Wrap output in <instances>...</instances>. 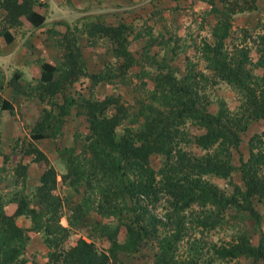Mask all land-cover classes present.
Here are the masks:
<instances>
[{"label": "trees", "instance_id": "obj_1", "mask_svg": "<svg viewBox=\"0 0 264 264\" xmlns=\"http://www.w3.org/2000/svg\"><path fill=\"white\" fill-rule=\"evenodd\" d=\"M205 1L209 4L208 11L216 19L210 24L212 40L201 38L200 54L205 60L204 69H196L195 63L189 62L186 72L178 76L173 70L175 66L169 64L167 57L158 58L156 54L148 52L152 43H169L171 34L167 40L162 35L157 38L152 33L151 25H145L143 30L134 32L133 23L127 20H107L95 16L84 19L74 29L66 24L67 28L59 38L61 61L58 64L44 62L43 79L34 84L22 82L20 71H14L9 77L11 97L10 100L2 99L1 108L13 110L11 103L23 94H33L48 104L42 107L31 125L32 140L25 148L36 160L45 162L39 184L36 185V197L47 208L44 231L49 235L53 248L48 251V260L44 264H111V255L84 237L80 236L74 243L64 247L69 231L67 226L60 223L61 199L55 192L58 172L48 162L46 154L33 142L55 135L73 105L77 109H84L87 121L82 153L94 166L110 167L121 172L120 175L117 174L115 188L105 186L101 189V197L106 202L112 203L118 198L124 201V191L128 190L132 191V197L138 196L149 203H154L167 194L175 201H180V207L192 202L206 207L210 202L216 207L220 206L222 210L229 207L242 210L260 224L261 213L255 202L264 199V129L254 132L248 138L246 157L240 155L238 162L233 163L232 152L239 149L241 133L248 128L250 122L264 119V21L261 22V30L256 33L257 59L251 60L246 45L232 44L229 48L233 15L245 9L242 2L246 0ZM33 3L34 0H0V6L6 11L5 19L10 25L23 23L30 29L39 26L44 20L43 14L33 11ZM142 32L149 36V40L144 45L142 54L140 53L142 56H136L129 46L130 35L138 37ZM82 36L85 37V43L93 47L98 43H108V55L111 59H107L95 71H87L85 68L80 49ZM177 40L178 37L174 38L171 58L174 53L177 54ZM135 65H139L136 75H149L154 80V86L150 90V98L153 99L142 104L134 115L133 122L141 120L137 128L124 127L129 132L121 135L116 133L120 123L129 116L128 107L119 93L106 94L103 98L78 97L68 93V87L77 80H85V76L93 87L100 81L112 83L119 79L129 83L128 77ZM150 67L155 70L153 73L150 72ZM257 67L263 70L262 73L255 71ZM165 68L166 71L163 70ZM209 76L225 80L236 89L240 99L235 109L229 108L223 99H218L217 109L213 112L207 108V103H200L197 84L201 80L207 82ZM188 119L203 130L195 136V144L202 149L214 147L213 151L192 156L177 148L178 138H183L186 131L182 125ZM62 153L67 155V171L61 177L65 179L75 175V179H79V155L75 153V147H64ZM155 154L164 157L165 165L170 171H174L173 174L167 175L156 170L151 163V156ZM19 168V173H24L23 164H19ZM235 170L239 172L242 185L232 184L231 193L224 197L219 195L215 184L189 174L212 173L229 178ZM158 173H161L160 177ZM132 208L135 214L124 220L129 240H134L127 245V249L135 247L136 241H142L146 232V228L140 224L143 220L140 213H146L148 209L136 204ZM206 211L205 223L208 224L212 221L211 215L215 207L206 208ZM25 212H31L30 215L35 217V210L27 207L24 197L17 202L11 213L0 206V229L7 236H22L23 228L15 219ZM150 218L148 220L151 225L156 227L153 221L157 222L159 219L153 216ZM214 224L213 220L212 225ZM99 228L101 234L107 235L112 246L119 245L116 241L118 224H100ZM174 239L175 235L172 238L166 235L161 237L162 245L155 256V264H172L167 253ZM223 243L229 245L213 249L219 258L244 255L264 263V230L260 232L257 243H252L250 235L244 232L238 233L234 240ZM10 261H13V256L0 261V264ZM15 264L24 262L16 260Z\"/></svg>", "mask_w": 264, "mask_h": 264}, {"label": "rangeland", "instance_id": "obj_2", "mask_svg": "<svg viewBox=\"0 0 264 264\" xmlns=\"http://www.w3.org/2000/svg\"><path fill=\"white\" fill-rule=\"evenodd\" d=\"M139 3L137 9L133 10L136 15L135 20L132 21L134 32L143 30L145 25H151L152 33L156 34L157 38L162 35L167 40L170 34L172 35V38L169 37V43L150 44L148 52L156 54L158 58L167 57L169 64L175 66L173 70L178 76L186 72V65L189 62H194L196 69H204L205 60L200 54L201 38L212 40L210 24L216 19V16L208 11V2L205 0H140ZM242 3L245 9L233 15L229 48L232 44L237 46L244 44L249 49L250 59L256 60L255 39L256 33L261 30V22L264 21V0H246ZM131 14L128 13L127 17L130 18ZM144 16L145 18H142ZM177 37V54L174 53L171 58L174 38ZM147 42V35H141L139 38H132L129 46L131 51L139 56ZM107 45L108 43L104 42L98 43L97 48L94 47L102 51L101 65L107 59H111ZM151 68L150 72L153 73L155 70ZM163 70L166 71V68ZM138 71L139 65L132 67L128 77L129 83L119 79L112 83L100 81L94 87L89 84V79L85 76V80H77L68 87V93L78 97L92 98H103L106 94L119 93L129 112V116L116 129L117 135H121L129 132L124 130L125 126L129 128L139 126L141 120L133 122L134 115L142 104L153 99L150 98V90L154 86V80L149 75L139 77L135 74ZM255 71L262 73L263 70L257 67ZM9 74V69L4 70L0 67V103L2 99L10 100L6 83ZM209 78L207 82L201 80L197 84L200 103H207V108L213 112L217 109L218 99H223L229 108L235 109L240 99L236 89L225 80L212 76ZM24 80L27 82L28 79ZM11 104L13 110L0 107V206L7 213H11L17 202L24 197L27 207L33 208L36 214L34 218L30 215L31 212H25L16 217V223L23 228V234L20 237L7 236L0 229V261L13 256V261L7 264H15L16 260H22L24 264H44L48 260V251L53 248L49 235L44 231L48 211L36 197V185L39 184L45 162L36 160L32 154L25 151V148L32 140L31 125L40 114L42 107L48 104L24 95L19 96ZM77 108L76 105L71 107V112L65 115L64 122L55 135L33 141L46 154L48 162L58 172L55 192L61 199L60 223L67 226L69 231L64 247H68L81 236L93 241L100 250L109 253L111 264H155V256L162 245L161 237L166 235L172 238L175 235L173 245L167 253V258L172 264H264L262 261L253 260L250 256L219 258L213 252L214 247L228 246L229 244L223 242L234 240L240 232L249 234L252 243L258 242L260 232L264 230V199L255 202L256 208L261 213L260 224L242 210L231 207L222 210L220 206L216 207L210 202L206 207H201L197 202L180 207L181 202L175 201L167 194L158 198L156 202L149 203L138 196L132 197V191L128 190L124 191V201L118 198L112 203L106 202L101 197V189L105 186L115 188L117 174L120 175L121 172L118 173L110 167L94 166L82 153L87 121L84 109ZM183 126L186 131L183 138H178L177 148H181L192 156H201L206 151L214 150V147L202 149L195 144V136L203 130L197 128L192 121L186 120ZM263 129L264 119L250 122L248 128L241 133L239 149L232 152L233 163L238 162L240 155L247 156L248 138L254 132ZM68 146H74L75 153L79 155V179H75V175L65 179L61 177V174L67 171V155L62 153V150ZM151 163L156 170L167 175L174 173L167 168L164 157L161 155H152ZM19 164L24 166L22 174L19 173ZM189 174L215 184L219 195L223 197L231 193L232 184L242 185L239 172L236 170L229 178L212 173H195L194 175L193 172H189ZM160 176L161 173H158V177ZM135 204L148 209L146 213H140L143 216L140 224H143L146 232L142 241H136L135 247L127 249V245L134 240H129L124 220L131 214H135L132 208ZM210 207H215L211 215L214 225L212 221L205 223L206 208ZM151 216L160 221H153L156 227H153L148 220ZM106 223L118 224L116 241L119 245L112 246L107 235L100 233L99 225Z\"/></svg>", "mask_w": 264, "mask_h": 264}, {"label": "crops", "instance_id": "obj_3", "mask_svg": "<svg viewBox=\"0 0 264 264\" xmlns=\"http://www.w3.org/2000/svg\"><path fill=\"white\" fill-rule=\"evenodd\" d=\"M139 2L140 0H34L32 9L43 14L44 20L33 29L23 23L10 25L5 19V9L0 6V67L10 71L6 83L8 84L14 71L22 73V82L28 79L27 82L33 84L43 79L42 64H58L61 61L59 38L67 28L66 24L74 29L84 19L95 16L110 18L109 20L124 19L132 23L136 16L133 10L137 9ZM128 13H132L130 18L127 17ZM74 31L79 34L77 30ZM132 35L130 39L146 34L142 32L138 37H131ZM147 38L149 40L148 35ZM80 40L85 68L95 71L102 67V51L96 49L98 45L94 48L86 44L84 36ZM8 91L11 97L9 84ZM24 96L40 101L33 94Z\"/></svg>", "mask_w": 264, "mask_h": 264}]
</instances>
